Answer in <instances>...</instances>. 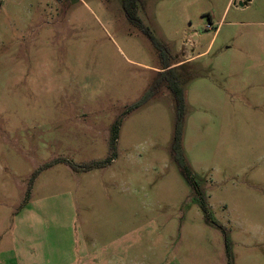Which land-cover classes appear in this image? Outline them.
Returning a JSON list of instances; mask_svg holds the SVG:
<instances>
[{"label":"rangeland","instance_id":"obj_1","mask_svg":"<svg viewBox=\"0 0 264 264\" xmlns=\"http://www.w3.org/2000/svg\"><path fill=\"white\" fill-rule=\"evenodd\" d=\"M137 15L176 60L199 194L173 159L167 86L127 113L163 65L121 0H0V250L20 243L17 264H264V0H141ZM117 120L114 161L84 170L112 157Z\"/></svg>","mask_w":264,"mask_h":264},{"label":"trees","instance_id":"obj_2","mask_svg":"<svg viewBox=\"0 0 264 264\" xmlns=\"http://www.w3.org/2000/svg\"><path fill=\"white\" fill-rule=\"evenodd\" d=\"M124 12L126 14V17L128 21L136 26L153 44V46L156 48V50L159 53V57L161 60V64L163 65L162 72L159 73V77L156 81V83L146 92V94L143 96V98L131 106L127 113H131L135 111L136 109L143 106L145 103H147L149 100L154 98L158 92V90L163 86L166 85L167 88L171 91L173 94L175 101H176V110H177V123L175 127V135H174V141H173V148H172V154L173 159L175 163L178 165L183 177L187 181V183L192 186L196 192L199 194V190L196 187V184L193 183L191 179V170L186 162L185 155H184V148L182 146V133L184 129V118L186 113V102H185V94L184 90L180 84L179 78L176 73V68H174L175 65H177L176 60L173 56H171L169 49L162 44L160 41H158L153 33L147 28L144 23L139 19L137 15V9L140 6L141 0H121ZM121 128V121L117 120L116 123L113 124L111 128L112 133V149H113V155L112 157H109L106 161L101 162H93L87 165H82V168L86 171H91L94 169H100L104 168L107 165L111 164L114 161L115 156V149L116 144L119 137V132ZM56 162L63 163L66 165H69L71 168H78L80 166H77L73 164L71 161L67 159H60ZM56 162H52L50 164H45L41 170L48 169L52 167ZM38 174V173H36ZM35 174V175H36ZM32 187L29 188L27 195H26V201L28 202L30 200ZM202 202H199V205L204 212V214L208 216L209 208L206 202L201 199ZM212 224H215L212 222ZM230 258V256H229ZM231 263V260H229V264Z\"/></svg>","mask_w":264,"mask_h":264},{"label":"crops","instance_id":"obj_3","mask_svg":"<svg viewBox=\"0 0 264 264\" xmlns=\"http://www.w3.org/2000/svg\"><path fill=\"white\" fill-rule=\"evenodd\" d=\"M8 248L4 250H0V264H17L16 250L22 249L21 244H17L16 246L7 244ZM18 250V251H20Z\"/></svg>","mask_w":264,"mask_h":264},{"label":"water","instance_id":"obj_4","mask_svg":"<svg viewBox=\"0 0 264 264\" xmlns=\"http://www.w3.org/2000/svg\"><path fill=\"white\" fill-rule=\"evenodd\" d=\"M240 6H241V7H244L245 5H244L243 3H240Z\"/></svg>","mask_w":264,"mask_h":264}]
</instances>
